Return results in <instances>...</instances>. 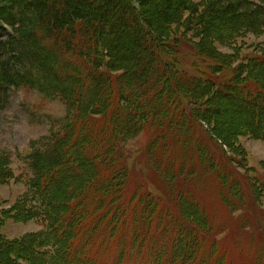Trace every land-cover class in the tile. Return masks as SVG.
<instances>
[{"label": "trees", "instance_id": "trees-1", "mask_svg": "<svg viewBox=\"0 0 264 264\" xmlns=\"http://www.w3.org/2000/svg\"><path fill=\"white\" fill-rule=\"evenodd\" d=\"M250 35H264V0H0V115L15 89L66 107L19 156L25 192L0 204V231L41 227L0 232L6 263L235 264L220 239L232 226L239 258L264 264V164L257 176L239 144L264 140V43L242 57ZM221 111L247 125L225 130ZM11 158L0 148V185Z\"/></svg>", "mask_w": 264, "mask_h": 264}, {"label": "rangeland", "instance_id": "rangeland-1", "mask_svg": "<svg viewBox=\"0 0 264 264\" xmlns=\"http://www.w3.org/2000/svg\"><path fill=\"white\" fill-rule=\"evenodd\" d=\"M219 22H221L225 28L233 27L238 23L235 21ZM217 29L218 28L214 24L211 28V31L214 32ZM260 43H264V35L259 37L251 35L248 36L244 40L243 45L239 44V47L242 46L240 48L241 56L245 57L252 53L254 48L256 46L258 47ZM220 49L226 53L233 52L229 49ZM124 54L126 58L128 57V59L131 57V59H135L133 58L134 56H139V53L136 51L125 52ZM42 98L43 97L35 91L15 89L11 92L10 104L0 115V148L6 149L12 155V168L15 175V179L11 180L8 184L0 185V204H2L4 207L12 205L26 190V175L30 176V174H28L29 172L26 171L22 166L19 156L25 155L29 152L30 143L32 141L38 140L48 133L51 119H60L65 116L66 107L63 103H61L59 100L51 101L44 100ZM220 116L225 118L222 122V127L225 130H232L240 126L247 125V123H243L242 121L238 120L229 111H221ZM239 144H241L246 153L249 166H252L255 169L257 176L262 175L264 164V140H254L247 137H242L239 140ZM145 145L146 139L144 136H139L126 143L125 151L129 155V165L131 168H142L138 165ZM22 174H25L24 178L20 177ZM18 179L20 182H18ZM150 189H152V187ZM203 200L207 204L209 211H211V213L216 216L219 223H229L228 220H231L232 216L229 210L222 206L221 201L214 193H209L208 191L205 196L203 195ZM262 210L264 212V199L262 202ZM40 228L41 227L36 222L15 223L12 220H9L6 222L0 232L6 237L13 239L22 237L23 235L30 232H36L40 230ZM241 233L244 234V231ZM241 238L242 237L239 233L236 235V237L233 236L232 226H230L226 233L220 237L222 241L221 245L223 247L230 246L233 248L230 249V253L235 261V264H245L243 258L241 256L239 258L240 253L237 249L238 247H233L232 245L233 241L238 240L239 243L242 242L243 239ZM242 246L245 247V245ZM251 250L252 248L248 246L247 251L252 253ZM0 264H7L3 256H0Z\"/></svg>", "mask_w": 264, "mask_h": 264}]
</instances>
